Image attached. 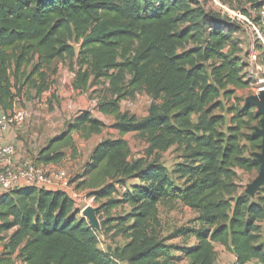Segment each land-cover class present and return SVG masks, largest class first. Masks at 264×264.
<instances>
[{"label":"trees","instance_id":"obj_1","mask_svg":"<svg viewBox=\"0 0 264 264\" xmlns=\"http://www.w3.org/2000/svg\"><path fill=\"white\" fill-rule=\"evenodd\" d=\"M263 6L264 0H248L252 10ZM236 32L234 24L191 0H0V109L13 111L33 91L40 98L49 90L43 68L59 59L78 58V90L107 80L112 99L100 110L115 117L120 138L95 147L76 190L106 200L98 215L121 205L130 209L121 218L100 220L101 235L78 217L76 203L64 192L25 187L1 193L0 264H171L176 250L189 264H214L215 246L233 253L234 264H264L258 245L264 190L256 200L232 197L236 170L260 171L254 153L263 144L255 105H241L235 97V90L250 85ZM140 93L153 100L147 117L122 114L120 102ZM232 99L237 103L226 109ZM224 109L232 114L225 132L220 130L225 116L213 115ZM104 129L102 121L82 111L34 162L60 165L65 150L77 154L74 134L89 140ZM132 133L150 137L153 151L176 146L182 152L184 162L174 171L182 186L158 162L130 161L124 137ZM132 178L139 183L122 190ZM163 201L197 213L198 226L159 238L153 224ZM112 231L129 243L109 255L99 247L100 236ZM189 237L197 242L190 248L167 243Z\"/></svg>","mask_w":264,"mask_h":264},{"label":"rangeland","instance_id":"obj_2","mask_svg":"<svg viewBox=\"0 0 264 264\" xmlns=\"http://www.w3.org/2000/svg\"><path fill=\"white\" fill-rule=\"evenodd\" d=\"M191 1L197 2L206 12H212L221 19H226L230 24L236 26L237 32L234 35V39L242 50L238 55L242 58L246 66L247 73L245 74L247 75L245 77L250 82V85L245 89L235 90V97L236 100H241V105L252 104V99L260 94L259 90L264 89V85L258 83L259 79L257 77L259 76L260 78L261 74L256 75L255 70H253V73L248 68V57L253 49L252 33L247 30L245 24H243L245 27L243 28L235 20V14L242 13L244 15L243 10L246 9L250 14L249 16L254 20L256 11L248 7V0H236L233 2L226 0ZM75 47L78 52L79 45L76 44ZM225 52L231 54V49L227 47L225 48ZM31 70L32 68H30ZM43 70L48 78L49 90L45 91L40 98H35L33 91L31 99L25 97L17 103L14 109L25 111L28 114L22 124L17 126L18 128L15 133L16 139L22 142V151L30 154V157H26V159L28 158L34 161L36 152L44 148L51 140V137L63 131L65 125L77 117L82 111L91 112L95 119L102 121L105 125V129L100 135H94L89 140H84L80 135L74 134L75 145L78 148L77 154H74L70 149L65 150L66 158L61 167L68 172L71 182H73V188L76 189L80 182L79 177L84 174L85 165L90 160L95 147L101 141L120 138L119 132L114 128V124L116 123L115 117L104 115L100 110L103 103L109 102L112 99L110 83L103 79L98 83L94 81L90 82V87L87 91L76 89L74 83L77 72L80 70L77 57L73 59H59L52 65L44 67ZM262 78L264 79V74H262ZM152 102L153 100L148 94L140 93L132 98L123 100L120 102L119 107L122 114H128L140 120L147 117ZM235 103L237 101L232 99L229 104L227 103L228 105L226 104L225 108H231L230 104ZM226 109L213 112V115L225 116L226 123L220 127V130L223 132L231 125L230 121L232 118V114L226 112ZM255 109L258 115L259 110L256 105ZM197 120L198 116L194 117V121ZM124 139L129 145L131 162L133 160L143 163L158 162L166 168L168 176L175 181L176 185L182 186L183 181L179 180L178 175L174 173L177 165L184 162L182 152L176 146L166 152H158L152 150L151 138L146 135L132 133L125 136ZM254 155L257 159V156L262 155V151L255 152ZM259 173L260 171L254 170L250 173L239 174L233 181L236 184V190L233 192L232 197L234 198L239 194H244L256 200L257 196L261 195L264 190V186L257 189L254 188L259 178ZM125 182L122 190H128L131 186L139 183L135 178L126 180ZM78 191L83 195L79 199L80 201L76 203V208L80 212L79 218H83L81 212L87 206L99 208V206L106 202V200L97 202L93 196L89 195L90 192L87 190ZM114 198L116 200L122 199V192L115 194ZM129 211L128 206L121 205L110 211H106L105 209L101 210L98 217L101 221L108 218L117 219L125 216ZM197 217V213L185 207L180 202L163 201L158 206L157 221L153 224L154 232L159 238L166 239L179 229L196 228L198 226L196 223ZM100 240V249L109 255H114L115 252L122 250L129 243V240L121 235H115V231L110 232L108 235L100 236ZM167 243L179 249L190 248L197 244L193 237H189L188 239H171ZM258 245L264 250V225H262ZM215 252L214 264L235 263V255L227 251L224 247L215 246ZM172 256L174 259L171 264H189V261L181 251H174ZM119 263L126 264L121 261ZM251 264L260 263L258 261H252Z\"/></svg>","mask_w":264,"mask_h":264},{"label":"built area","instance_id":"obj_3","mask_svg":"<svg viewBox=\"0 0 264 264\" xmlns=\"http://www.w3.org/2000/svg\"><path fill=\"white\" fill-rule=\"evenodd\" d=\"M214 1V0H213ZM218 1V0H217ZM235 20L246 25L252 33L253 49L248 57V68L256 75L261 74L259 84L264 85V6L256 10L255 19L242 13L235 14ZM234 20V21H235ZM263 91L260 89L259 92ZM25 111H8L0 109V191L10 192L25 187H36L48 191L66 193L75 203L83 197L82 193L73 188L68 172L56 165L37 164L30 159L16 161L17 148L8 143L6 135L11 128L17 127L27 118ZM238 174H242L236 170Z\"/></svg>","mask_w":264,"mask_h":264},{"label":"water","instance_id":"obj_4","mask_svg":"<svg viewBox=\"0 0 264 264\" xmlns=\"http://www.w3.org/2000/svg\"><path fill=\"white\" fill-rule=\"evenodd\" d=\"M252 104L258 107V115L262 117L261 128L257 129V134L263 138L262 155L257 156V161L260 164L259 178L254 185V188L257 189L264 186V91H261L256 98L252 99ZM81 215L88 221V224L92 229L103 235L101 221L98 217V208L87 206L82 210Z\"/></svg>","mask_w":264,"mask_h":264},{"label":"crops","instance_id":"obj_5","mask_svg":"<svg viewBox=\"0 0 264 264\" xmlns=\"http://www.w3.org/2000/svg\"><path fill=\"white\" fill-rule=\"evenodd\" d=\"M17 128L18 127H13V128L10 129V131L6 135V140H7L8 143H12V144H14L16 146L17 154H16V157H15V160L16 161H20L21 159H26V157H30V154L28 152L22 151V142L19 141L18 139H16V134L15 133H16V129ZM60 133L55 134L53 137L59 135ZM53 137H51L50 139H52ZM33 148H35V146H33ZM37 153H38V151L36 152V155H37ZM62 165L63 164L61 163L60 165H56V166L62 168L61 167ZM0 194H1V191H0ZM12 259H15V257L13 256ZM16 263H18V260H17ZM249 264H251V263H249Z\"/></svg>","mask_w":264,"mask_h":264},{"label":"bare ground","instance_id":"obj_6","mask_svg":"<svg viewBox=\"0 0 264 264\" xmlns=\"http://www.w3.org/2000/svg\"><path fill=\"white\" fill-rule=\"evenodd\" d=\"M263 91H264V89H263Z\"/></svg>","mask_w":264,"mask_h":264}]
</instances>
